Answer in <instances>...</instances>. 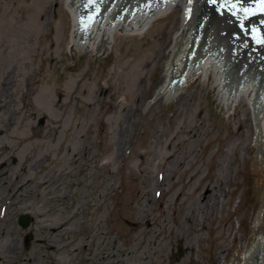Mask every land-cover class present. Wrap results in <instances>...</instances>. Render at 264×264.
<instances>
[{"label": "rangeland", "instance_id": "374dc122", "mask_svg": "<svg viewBox=\"0 0 264 264\" xmlns=\"http://www.w3.org/2000/svg\"><path fill=\"white\" fill-rule=\"evenodd\" d=\"M58 1L0 0V264H215L253 207L245 100L219 115L201 78L141 107L175 11L65 55Z\"/></svg>", "mask_w": 264, "mask_h": 264}, {"label": "water", "instance_id": "95a60500", "mask_svg": "<svg viewBox=\"0 0 264 264\" xmlns=\"http://www.w3.org/2000/svg\"><path fill=\"white\" fill-rule=\"evenodd\" d=\"M246 1L248 2V0H196L194 16L187 27H185L183 21L186 12L183 10L184 8L188 9L190 0L188 2L180 0L175 5L170 4L166 9L156 10L148 16L138 19L135 23H130L129 27L125 26L123 29L131 31L176 7L168 45H162L160 80L150 88L141 107L157 98H159V107H167V97L206 75L205 89H210L208 104H214L219 115L225 114L234 97L245 99L246 134L244 135V139L249 151L245 169H250L254 174L253 207H247L245 236H239V241L224 239L223 245L227 246L225 259H218L217 254L213 253L215 264H264V62L255 66L248 65L246 70L241 66H234L236 64L234 59L239 60V55L231 57V51L227 47V39L221 33L223 27H221V30L216 27L217 25L227 24L224 21L228 18V14L238 18L241 14L238 16L237 12L239 9L245 8L244 2ZM57 4L65 7V55L78 50L82 53L91 50V57H94L104 53L109 30H116V35H124L120 27L121 22L112 25L110 14H108L102 18V24L99 27L98 25H93L89 30L82 33L84 34V40L82 41L85 43L79 44L78 40H80L81 35L78 36L75 24L72 31L73 22L70 12L65 5V0H59ZM66 4L73 10L71 0H66ZM211 4L215 7V13L210 9ZM208 13H210L208 19L213 26L214 32H209L204 37L205 41L200 44L201 51H197L201 57L207 58V60L204 63L197 62L195 59L191 60L190 58L188 60L187 57H192V55H186L187 46L190 43L189 40L192 36L190 44L192 48L201 20ZM209 25L206 26L204 33L210 30ZM250 27L252 33L244 34V43L249 41L251 35L257 36L262 31V27L259 25L254 24ZM186 29L189 30V33L185 37ZM192 30L193 32L191 33ZM238 30L242 32L240 28ZM217 36L220 37L219 40L216 39ZM205 45H211V47L204 49ZM70 46L72 47L71 50ZM216 46L223 48L221 51L214 50L213 48ZM102 49L103 51H100ZM241 49L244 52V49ZM227 52H229L230 56L227 55ZM172 54L173 59H175L174 64L172 62L170 64L169 61ZM184 57L185 59H183ZM212 59L215 60L216 64H211ZM178 63L187 68L185 82L181 87H176V91L172 92L171 87L170 89L167 88L169 71L171 67L177 66ZM260 67L262 70H260ZM222 80H228L226 90L221 86ZM238 86L241 87L238 88ZM158 90H160V95H157ZM260 96L262 97L260 98ZM248 102L251 104L252 109L256 110L257 118L255 119V123ZM40 122L43 123V120ZM29 220L28 216H21L19 224L23 228H26L29 225ZM254 254H256L255 259L252 260L251 258ZM181 255L182 253L179 248V256Z\"/></svg>", "mask_w": 264, "mask_h": 264}, {"label": "bare ground", "instance_id": "6f19581e", "mask_svg": "<svg viewBox=\"0 0 264 264\" xmlns=\"http://www.w3.org/2000/svg\"><path fill=\"white\" fill-rule=\"evenodd\" d=\"M175 10H176V7H174V8H172V9L168 10L167 12H165V13L159 15L158 17H156V18L150 20L149 22H147V23H145V24H143V25H141V26H139V27H137V28H135V29H133V30H131V31H134V33H136V32H140L141 34H143V33H145L146 31L149 30V28L153 25L154 22H156L157 20L162 19L163 17L166 16V14H168V13H170V12H172V11H175ZM124 31L129 32L128 30H124ZM115 35H116V30H109V34H108V38H107V42H106L105 49L109 48V44L112 43V42L114 41ZM202 79L205 80V81H207V75L204 76V77H202ZM183 89H184V88H183ZM181 90H182V89H181ZM181 90H180V91H181ZM180 91L174 93L173 95L176 97ZM171 96H172V95H171ZM167 99H168V97H167ZM242 100H245V99H244V98H241V97H234V99H233V101L231 102V104L229 105L228 109L233 108V107H236V105H237L238 103H240ZM151 183H153V180H151ZM216 193H218V192H215V193H214L212 190L207 189V191H205V193H204V194L202 195V197H201V202H202L203 204H209V202H210L211 200L214 201V200L216 199ZM11 209H12V206H8L7 211H6V213H5V216L9 213V211H10ZM5 216H4V217H5ZM121 257H124V255L121 254ZM219 258H220V257H219ZM220 259H225V253L222 254V257H221Z\"/></svg>", "mask_w": 264, "mask_h": 264}, {"label": "snow or ice", "instance_id": "6c2138e0", "mask_svg": "<svg viewBox=\"0 0 264 264\" xmlns=\"http://www.w3.org/2000/svg\"><path fill=\"white\" fill-rule=\"evenodd\" d=\"M262 3H264V0H262Z\"/></svg>", "mask_w": 264, "mask_h": 264}]
</instances>
